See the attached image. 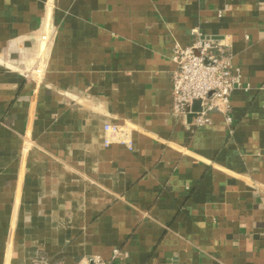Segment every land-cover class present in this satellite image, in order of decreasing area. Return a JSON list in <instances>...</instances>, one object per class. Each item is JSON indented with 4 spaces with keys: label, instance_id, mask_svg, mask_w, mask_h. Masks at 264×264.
<instances>
[{
    "label": "crops",
    "instance_id": "1",
    "mask_svg": "<svg viewBox=\"0 0 264 264\" xmlns=\"http://www.w3.org/2000/svg\"><path fill=\"white\" fill-rule=\"evenodd\" d=\"M195 27L239 70L229 123L171 111ZM263 82L264 0H0V264H264Z\"/></svg>",
    "mask_w": 264,
    "mask_h": 264
},
{
    "label": "built area",
    "instance_id": "2",
    "mask_svg": "<svg viewBox=\"0 0 264 264\" xmlns=\"http://www.w3.org/2000/svg\"><path fill=\"white\" fill-rule=\"evenodd\" d=\"M55 25L44 17L40 23L37 35V45L33 54L32 65L28 70L32 79L37 81L41 75L45 54L55 36ZM194 35L191 43L186 46L174 44L172 61L174 69L171 72V111L174 114L191 115L195 126L211 122V113L219 111L224 115L225 122L232 118L230 110V94L235 88L242 87L240 73L234 68L228 53V43L223 39L204 37L197 27L191 30ZM264 89V82L261 87ZM199 101V109L193 110V102ZM103 145L112 142L131 146L129 131L123 125L104 123ZM123 254L115 248L112 258ZM77 264H111L99 255H90Z\"/></svg>",
    "mask_w": 264,
    "mask_h": 264
},
{
    "label": "water",
    "instance_id": "3",
    "mask_svg": "<svg viewBox=\"0 0 264 264\" xmlns=\"http://www.w3.org/2000/svg\"><path fill=\"white\" fill-rule=\"evenodd\" d=\"M206 38L218 39V38L215 37V36H214V37H213V36H212V37L207 36ZM198 104H199V101H198V100L194 101V102H193V105H192V109H193V110L199 109V105H198ZM187 116H188L189 118H191V115H187Z\"/></svg>",
    "mask_w": 264,
    "mask_h": 264
}]
</instances>
